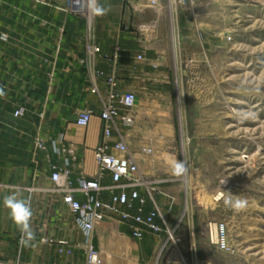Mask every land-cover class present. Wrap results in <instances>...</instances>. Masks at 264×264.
Wrapping results in <instances>:
<instances>
[{"label": "rangeland", "instance_id": "rangeland-1", "mask_svg": "<svg viewBox=\"0 0 264 264\" xmlns=\"http://www.w3.org/2000/svg\"><path fill=\"white\" fill-rule=\"evenodd\" d=\"M133 5L150 9L141 23L148 26L151 50L166 63L168 83L160 117L141 114L144 105L136 103L134 125L147 128L128 145L141 174L165 181L161 192L174 203H160L169 231L145 241L109 224L100 229L94 242L103 264H264V0ZM176 160L189 169L180 179L171 175ZM228 192L246 199L247 208L237 213L227 207ZM9 242L16 255L0 258L19 264H46L50 255L60 264L86 262L82 249L48 236L26 254L19 240ZM139 247L148 254L130 256Z\"/></svg>", "mask_w": 264, "mask_h": 264}, {"label": "crops", "instance_id": "crops-1", "mask_svg": "<svg viewBox=\"0 0 264 264\" xmlns=\"http://www.w3.org/2000/svg\"><path fill=\"white\" fill-rule=\"evenodd\" d=\"M134 1L101 0L111 11L92 18L80 14L72 0H0V256L16 255L9 241L20 240L21 234L2 203L3 197L17 188L23 196L31 197L35 248L48 236L65 247L78 248L75 252L81 250L78 244L85 240L84 233L55 193L51 174L53 166L70 168L76 183L82 172L90 178L97 172L94 151L102 140L103 122L95 115L89 126H78L82 111L98 113L109 91L115 89L135 92L138 104L144 105L141 114L161 116L168 69L160 53L151 50L147 29L142 28L143 12L150 9H135ZM88 43L97 45L99 51L88 53ZM20 108L25 113L16 116ZM145 128L135 124L127 136L128 144ZM61 138L62 149L74 150L69 165L54 151L53 141ZM37 139L45 142L44 150L36 147ZM116 140L114 135L111 143ZM141 145L138 142L139 149ZM102 184H111L110 175ZM141 192L146 193L144 189ZM159 194V204L173 205L171 195ZM78 196L83 198L80 193ZM103 198L109 200L108 190ZM151 206L149 203L146 210ZM107 224L136 240L130 223L104 221L96 227L93 242ZM154 235L148 232L143 240ZM147 252L139 247L137 255L132 252L130 256L142 258ZM59 262L57 256L50 255L46 264Z\"/></svg>", "mask_w": 264, "mask_h": 264}, {"label": "built area", "instance_id": "built-area-1", "mask_svg": "<svg viewBox=\"0 0 264 264\" xmlns=\"http://www.w3.org/2000/svg\"><path fill=\"white\" fill-rule=\"evenodd\" d=\"M73 5L77 7L75 0ZM156 2V0H154ZM142 28L148 29V26ZM87 51L94 54L99 51L95 44H87ZM143 59V54L139 55ZM115 85V83H113ZM137 94L135 92L120 93L112 89L107 98L103 100L100 111L93 109L82 111L76 120L80 127H87L95 115H98L103 122L102 140L94 151L98 165L94 177H88L84 172L78 177L75 183L71 177L70 168L52 167L51 180L54 191L57 193L63 204L70 211L73 220L82 232L85 240L78 244L86 255L85 264H103L101 250L93 242L96 227L112 219L121 223H130L132 235L136 239H142L146 233L162 234L168 229V221L162 213L159 202L154 198L155 193L161 192V185L165 182L159 178L148 179L141 174L139 164L133 159L130 153L127 136L135 123V106ZM24 108L15 112L16 116H22ZM117 135V140L112 144L111 139ZM63 139L53 141L54 151L64 156L65 163L70 164L74 160V150L60 147ZM38 149H45V142L42 139L36 140ZM71 155L67 157L65 153ZM110 175L111 184L104 186L102 180ZM146 188V193L141 190ZM108 190L109 200L103 198V192ZM83 195V198L78 196ZM151 198V199H150ZM150 200L154 206L146 210ZM225 232L221 226L220 231ZM170 237H173L170 231ZM218 234V231H217ZM46 241V239H42ZM228 242L220 248H227ZM0 264H19L16 260L0 258Z\"/></svg>", "mask_w": 264, "mask_h": 264}, {"label": "clouds", "instance_id": "clouds-1", "mask_svg": "<svg viewBox=\"0 0 264 264\" xmlns=\"http://www.w3.org/2000/svg\"><path fill=\"white\" fill-rule=\"evenodd\" d=\"M76 10L86 17L99 18L111 11V8L101 3V0H75ZM175 3V0H173ZM188 166L184 160H176L171 166V175L180 179L188 174ZM3 207L8 210V215L13 224L20 232L19 244L22 247H31L36 239L35 231L32 227L34 212L31 205V197L22 195L20 189L11 190L3 197ZM247 200L232 195L224 198V204L234 212H242L247 208Z\"/></svg>", "mask_w": 264, "mask_h": 264}, {"label": "bare ground", "instance_id": "bare-ground-1", "mask_svg": "<svg viewBox=\"0 0 264 264\" xmlns=\"http://www.w3.org/2000/svg\"><path fill=\"white\" fill-rule=\"evenodd\" d=\"M214 228V230H215V227H213ZM226 228V227H225ZM216 234V233H215ZM227 247V246H226ZM221 250H224V249H227V248H220Z\"/></svg>", "mask_w": 264, "mask_h": 264}]
</instances>
